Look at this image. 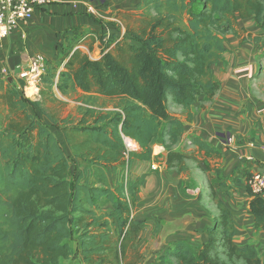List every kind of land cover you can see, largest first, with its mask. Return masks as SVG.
<instances>
[{"label":"trees","instance_id":"16d2710c","mask_svg":"<svg viewBox=\"0 0 264 264\" xmlns=\"http://www.w3.org/2000/svg\"><path fill=\"white\" fill-rule=\"evenodd\" d=\"M137 11L138 29L97 60L75 51L58 76L63 95L80 89L90 106L80 119L56 121L74 157V178L55 135L18 90L0 82V264H63L73 254L75 233L86 264H140L138 234L145 221L133 213L144 179H132V161L150 160L152 143L164 137L167 167L187 172L188 156L173 148L196 102L211 101L220 89L214 67L227 52L224 36H241L240 20H254L264 32V0H144ZM54 77L49 69L43 82L52 86ZM99 99L112 110H96ZM170 103L183 109L180 117L171 115ZM125 137L138 149L128 152ZM189 145L223 157L199 137ZM108 169L117 178L114 188ZM225 186L210 184L219 217L207 242H176L156 264H263L255 246L234 241L236 221L217 191ZM249 194L255 227L264 232V198ZM102 199L111 212L103 210Z\"/></svg>","mask_w":264,"mask_h":264},{"label":"crops","instance_id":"0c3cea01","mask_svg":"<svg viewBox=\"0 0 264 264\" xmlns=\"http://www.w3.org/2000/svg\"><path fill=\"white\" fill-rule=\"evenodd\" d=\"M142 1L56 0L36 9L31 21L21 23L12 35L0 42V82L5 88L18 90L39 123L55 135L71 163V178L77 173L74 157L56 121L68 116L82 118L84 109L90 107L84 103L85 94L77 89L65 96L55 85L43 82L39 96L28 99L23 94L24 81L20 72L30 58L41 54L47 58L56 81L62 71H67L65 65L75 51H81L91 60L99 59L120 42L127 31L139 28L141 17L137 5ZM87 7H93L96 14L89 13ZM248 34L256 37L264 35V32L256 27ZM244 37L234 35L227 38V52L214 72L220 89L211 101L203 97L196 102L192 108V122H185L183 140L173 148V151L188 156V171L180 173L175 168H168V151L157 140L151 145L150 160L131 163L132 179H144L133 213L135 219L145 221L138 234V251L143 256L140 264H155L167 249L179 241L194 247L206 243L207 230L219 217L202 170L203 152L189 145L191 138L199 137L222 152L221 169L225 179L232 176L237 168L252 174L263 167L264 91L260 88L264 83V36L261 42ZM94 108L102 111L113 107L99 99ZM178 108L182 112L183 109ZM156 146L159 151H155ZM107 174L114 188L116 175L112 169H108ZM240 177L243 181L236 188L238 193L222 196L218 192V195L236 221L235 243L239 246L253 245L258 249L264 242V232L255 227L246 177ZM189 181L193 184L189 185ZM100 204L105 212L113 209L106 199H102ZM71 246L73 254L63 264H86L78 233H75Z\"/></svg>","mask_w":264,"mask_h":264},{"label":"built area","instance_id":"2783aa9c","mask_svg":"<svg viewBox=\"0 0 264 264\" xmlns=\"http://www.w3.org/2000/svg\"><path fill=\"white\" fill-rule=\"evenodd\" d=\"M56 0H0V42L8 38L23 22H29L34 18L36 9L45 7ZM87 3H85L86 5ZM88 12L96 14L93 7H87ZM49 70L47 58L44 55H36L29 59L27 66L21 70L20 78L24 81L23 94L28 99H35L40 94V87ZM58 78L55 81L57 86ZM124 143L127 151L138 149V144L125 137ZM264 155V146L262 148ZM246 187L252 195L264 196V160L263 167L256 173H252L246 179Z\"/></svg>","mask_w":264,"mask_h":264},{"label":"rangeland","instance_id":"374dc122","mask_svg":"<svg viewBox=\"0 0 264 264\" xmlns=\"http://www.w3.org/2000/svg\"><path fill=\"white\" fill-rule=\"evenodd\" d=\"M240 26H241V28H240ZM242 27H243V29H242ZM256 27L257 26L255 25L254 20H247V21H241L240 22L238 30L241 33V37L245 36L244 38L246 39V38H248V35H249V34L247 35V32L253 31V29H255ZM128 35H129V33L127 31L125 36H128ZM230 36H234V34H227L224 36V39H226L225 42L226 41L228 42L227 38H229ZM215 70H216V67H214V72H215ZM256 89H258V88H256ZM260 89L264 91V83L261 85ZM260 89H258L257 91H259ZM169 111H170L171 115H173V116L182 115V112H180V109L172 103H170V105H169ZM163 140H164V137H160L157 140V142L159 144H163ZM155 151H159V147L156 146ZM201 159H202V163L204 166V169H202V170L205 173V177L207 179L209 189H210V184L215 183V185L216 184L220 185L221 181H222V183H225L226 186L220 187L219 189L217 188V191L220 192V194H222V196L223 195L224 196H232V195H235L236 193H238L236 188H238V184H240L243 181L240 176L242 175V177H246L245 173H247V172H245L243 170H241V171L238 170V171L234 172L232 176L225 179L223 177V172L221 169L222 158H217L214 155H211V156L205 155V153H204V154H202ZM209 181H210V183H209ZM192 182L193 181H189L188 184L192 185L193 184ZM210 197H211V190H210ZM256 243H258V241H256ZM258 251H259V254L261 255V257L263 258V261H264V242H261V244L259 245ZM158 259H157V261H158ZM238 264H240V263H238Z\"/></svg>","mask_w":264,"mask_h":264}]
</instances>
